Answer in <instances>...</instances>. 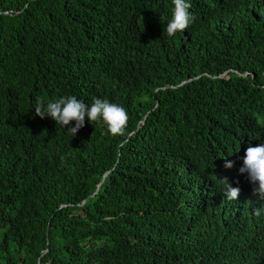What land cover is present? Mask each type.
I'll use <instances>...</instances> for the list:
<instances>
[{"label":"trees","instance_id":"16d2710c","mask_svg":"<svg viewBox=\"0 0 264 264\" xmlns=\"http://www.w3.org/2000/svg\"><path fill=\"white\" fill-rule=\"evenodd\" d=\"M190 2L169 37L172 0H0V264H264V0ZM62 96L124 134L35 116Z\"/></svg>","mask_w":264,"mask_h":264},{"label":"clouds","instance_id":"9594fccd","mask_svg":"<svg viewBox=\"0 0 264 264\" xmlns=\"http://www.w3.org/2000/svg\"><path fill=\"white\" fill-rule=\"evenodd\" d=\"M172 4V18L163 30L169 37L187 30L195 20V16L189 11L192 7L190 0H172ZM34 114L41 119L50 117L56 125H60L62 129L66 128L72 137L85 126L86 117L89 123L101 121L113 135H123L128 121L127 111L122 106L110 103L107 99L95 97L90 105L78 100L75 96H62L50 100L47 104L42 98L37 97ZM72 122L75 126H72ZM241 160L242 166L239 172L247 174L249 182L254 185L253 195L260 201H264V141L255 146L249 144ZM224 167L230 169L233 163L226 162ZM219 182L222 185L225 200L236 201L240 195V188L233 187L227 178ZM262 212H264V205L252 209V214L255 216H260Z\"/></svg>","mask_w":264,"mask_h":264}]
</instances>
